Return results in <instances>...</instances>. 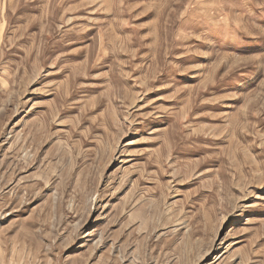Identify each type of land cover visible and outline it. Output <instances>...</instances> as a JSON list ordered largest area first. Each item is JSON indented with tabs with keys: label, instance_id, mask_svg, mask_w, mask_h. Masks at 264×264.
Returning <instances> with one entry per match:
<instances>
[{
	"label": "rangeland",
	"instance_id": "rangeland-1",
	"mask_svg": "<svg viewBox=\"0 0 264 264\" xmlns=\"http://www.w3.org/2000/svg\"><path fill=\"white\" fill-rule=\"evenodd\" d=\"M0 264H264V0H0Z\"/></svg>",
	"mask_w": 264,
	"mask_h": 264
}]
</instances>
